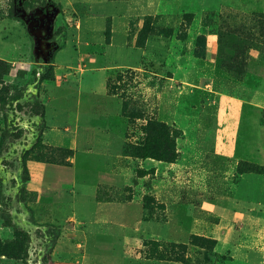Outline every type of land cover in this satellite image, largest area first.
I'll return each instance as SVG.
<instances>
[{
    "label": "rangeland",
    "instance_id": "1",
    "mask_svg": "<svg viewBox=\"0 0 264 264\" xmlns=\"http://www.w3.org/2000/svg\"><path fill=\"white\" fill-rule=\"evenodd\" d=\"M42 4L0 0V241L8 211L27 264H264V0Z\"/></svg>",
    "mask_w": 264,
    "mask_h": 264
},
{
    "label": "trees",
    "instance_id": "2",
    "mask_svg": "<svg viewBox=\"0 0 264 264\" xmlns=\"http://www.w3.org/2000/svg\"><path fill=\"white\" fill-rule=\"evenodd\" d=\"M14 1L16 4H19L21 2L24 7H31V8H34V3H37L38 1H41L43 3L42 6L47 3V0H14ZM53 1L54 0H49L50 3H53ZM13 14H14L13 10H10L8 13L10 17L14 18ZM52 70H53V64H49L45 66L44 70L41 72H38L37 70L34 69L32 71V74L38 77V82L41 83L44 80H48L51 78ZM12 99L13 101L19 103V100L21 99V94H18V93L15 94L12 97ZM37 106H39V109H40L37 112V114L43 119L44 118V107L41 103L38 104V102H37ZM17 107L18 109L22 110V105L17 104ZM20 135H21V132L19 131L15 135V137L18 138L20 137ZM3 136L2 138L4 139ZM166 149L169 152V154H171L170 143H166ZM28 153H29V150L25 151L23 154V159H22V168H23L22 174H23L24 182L29 180L28 168L25 163V157L27 156ZM22 189L23 188H20L21 192L23 193ZM0 195H1V188H0ZM2 218H3L5 226L12 228L13 238L5 243L0 241V253L8 257L20 260L22 264H27V257H28L29 243H30L29 233L13 225L11 215L8 211H4L2 213Z\"/></svg>",
    "mask_w": 264,
    "mask_h": 264
}]
</instances>
